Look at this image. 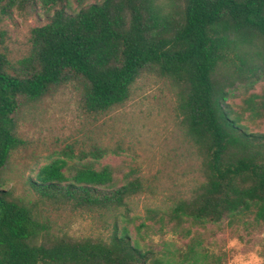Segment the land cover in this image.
<instances>
[{
  "label": "trees",
  "instance_id": "1",
  "mask_svg": "<svg viewBox=\"0 0 264 264\" xmlns=\"http://www.w3.org/2000/svg\"><path fill=\"white\" fill-rule=\"evenodd\" d=\"M74 1L79 9L69 13V0H0V15L24 5L47 14V22L31 30L29 54L18 68L0 55V264L149 263L128 229L117 230L128 221V200L140 192L141 181L134 173L119 181L112 167H96L104 150L64 153L25 184L38 200L109 215L108 240L51 235L38 203L8 187L11 156L23 146L16 130L20 106L69 83L83 106L98 113L122 106L144 72L170 80L178 91L181 126L201 158L203 181L164 213L166 222L202 225L252 216L264 223V134L249 133L226 104L236 82L252 87L264 76V0ZM245 104L253 117L264 115V92ZM86 157L91 159L82 162ZM153 212L145 219L163 230L164 215L155 220ZM197 256L177 264H198Z\"/></svg>",
  "mask_w": 264,
  "mask_h": 264
},
{
  "label": "rangeland",
  "instance_id": "2",
  "mask_svg": "<svg viewBox=\"0 0 264 264\" xmlns=\"http://www.w3.org/2000/svg\"><path fill=\"white\" fill-rule=\"evenodd\" d=\"M102 1L83 0V6ZM78 9L75 1L69 0L67 12ZM46 15L30 5L0 15V55L9 65L18 68V62L28 56L31 30L44 25ZM263 92L264 76L252 87H247L245 81L236 82L226 100L249 133L264 134V115L253 117L245 110V100ZM177 93L170 80L155 72H144L130 87L128 100L105 112L88 111L72 83L51 88L37 102L21 105L16 130L23 146L11 156L9 189L15 196L38 203L36 210L51 235L108 240L113 233L108 214L79 213L38 200L25 184L27 176L34 177L40 167L62 158L64 153L74 157L102 149L106 154L96 167H112L119 181L131 173L141 181L140 192L128 200V221L120 222L117 230L122 226L128 229L132 241L148 252L147 264L155 260L177 264L185 256L189 257L186 262L192 263L190 258L195 254L198 264H264V223L254 221L252 216L202 225L185 221L174 226L166 222L164 213L179 200L189 198L203 181L201 158L185 136L177 115ZM90 159L86 157L82 162ZM148 211H154L151 216L155 220L164 215L163 230L153 220L145 219ZM141 223L145 225L140 227Z\"/></svg>",
  "mask_w": 264,
  "mask_h": 264
}]
</instances>
